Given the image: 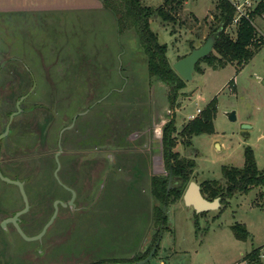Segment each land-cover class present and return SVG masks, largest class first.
I'll use <instances>...</instances> for the list:
<instances>
[{
	"label": "rangeland",
	"instance_id": "374dc122",
	"mask_svg": "<svg viewBox=\"0 0 264 264\" xmlns=\"http://www.w3.org/2000/svg\"><path fill=\"white\" fill-rule=\"evenodd\" d=\"M164 1L142 0L154 9ZM217 3L184 0L175 23L157 16L150 19L159 41L168 46L172 66L180 56L191 52V42L196 47L205 42V36L216 25ZM257 5L255 2L254 8ZM0 11L8 12L0 16V60L7 52L20 55L40 73L31 97L35 101L41 102L47 93L44 73L60 84L68 57L75 59L78 51H85L87 67L76 76L81 80L82 94L67 98L63 92L70 90L69 86L60 85L59 95L67 99L53 106L57 119L49 137L58 139L62 149H73L72 156L86 161L101 156L109 139L111 152L115 151L111 153L113 161L99 169L89 165L83 166V171L76 170L81 176L76 185L68 178L74 170L68 169L66 157L60 158L63 166L59 180L50 168L43 169L46 167L40 157V165L38 161L31 171L35 180L25 188L30 209L22 215L24 233L33 236L41 231L53 214L54 198L64 201L70 196L66 188L69 184L75 187L76 203L60 206L41 240H27L10 223L0 229V264H86L134 255L145 256L136 264H234L243 258L248 262L247 253L264 245V185L201 213L187 206L183 197L168 204L164 212L169 228L161 233L158 248L152 256L155 246L148 253L141 249L158 230L152 229L145 242L152 201L157 204L151 177L159 172L166 174V169L159 158L158 141L152 143V147L157 146L152 155L150 146L142 149L139 145L144 140L143 125L150 122L152 114L156 116V127H163L174 117V151L195 161L192 181L200 184L217 180L225 185L223 166L243 167L247 147L252 149L258 169H264V14L252 16L262 45L249 62L216 69L202 62L192 80H184L183 88L173 94L167 85L150 78L137 40L131 34L118 36L114 16L102 6V0H0ZM228 32L235 38L237 27L230 26ZM68 70L67 76L74 73ZM212 101L216 108L213 132L195 135L186 144L188 137L181 129L190 122L188 116L197 108L204 110ZM232 111L236 120L229 118ZM75 116L73 127L60 135ZM7 123L0 115V132ZM244 124L250 127L244 129ZM11 142L3 138V157H9ZM1 166L9 174V167ZM0 182V211L21 209L24 202L19 188ZM75 204L89 206L75 211ZM236 223L246 226L251 235L248 240L235 237L232 226Z\"/></svg>",
	"mask_w": 264,
	"mask_h": 264
},
{
	"label": "trees",
	"instance_id": "16d2710c",
	"mask_svg": "<svg viewBox=\"0 0 264 264\" xmlns=\"http://www.w3.org/2000/svg\"><path fill=\"white\" fill-rule=\"evenodd\" d=\"M183 2L184 0H165L162 6L154 9L144 4L142 0H102V6L114 16L118 36L131 34L137 40L138 46L146 58L150 78L167 85L173 94L183 88L184 79L170 63L167 56L168 46L159 41L158 34L151 27L150 19L157 16L165 22L175 23L177 21L176 15L179 14ZM256 14H264V0L258 2V5L250 12L248 17L240 18L237 25H235L237 27L236 37L233 38L228 32V28L233 26L235 8L229 0H218L217 12L214 15L216 25L205 36V41L218 30L220 34L216 36L213 51L198 61L195 70L200 69L202 62L214 69L224 67L229 63L243 65L249 62L262 45L258 31L252 22V16ZM5 15L7 14L0 12V16ZM41 18L44 20L43 17ZM194 48L196 46L191 42L190 50ZM84 53L85 51L82 49V52L78 51L75 59L74 57H68L69 60L66 61L68 62L66 63L67 69L64 72V78L60 79V84L53 80L48 72L44 73L47 93L44 99H41V102L31 98L38 87L37 77L40 73H37L36 69H33L24 57L10 55L8 52L2 54L0 60V115L6 119V123L10 115L17 110V100L27 94L36 84L30 95L20 104L21 112L11 122L10 132L6 136L7 139L12 141L10 151L7 153L9 157H3V154L2 157L0 156V166L3 164L9 167L10 175L5 173L1 166L3 174L12 179L23 181L25 188L35 180V175L31 171L37 167L38 161L40 165V157H42V165L46 167L43 169L50 168L52 170V154L58 151V139L53 141L49 137L50 130L57 119V114L54 111L55 107L53 106H59L71 95L79 96L82 94V83L81 80H77L79 77L76 78V76L81 75L80 73L87 67L88 62ZM186 55L184 54L178 59ZM68 69H72L74 73L67 76L66 74L71 71ZM65 83L70 89L66 91L67 94L63 92L67 98H64V95L62 97L59 95L60 85ZM54 97L56 99L53 100ZM215 109V101H212L203 110L201 116L183 126L181 133L188 137L186 144H190L189 139L195 135L213 132L212 119ZM5 127L6 125L0 133L5 130ZM175 132H177L176 121L174 117H170L163 127L161 138L162 160L167 174L153 175L151 180L152 195L157 203L153 208L154 224L158 227L157 233L153 237L152 248L153 246L158 248L159 244L157 243L161 233L164 229L169 228L164 208L183 197L185 189L192 181V173L196 165L193 159L181 156L179 152L174 151L177 144ZM2 141L3 139L0 141L1 149ZM63 151H66L65 148H63ZM44 162L45 164H43ZM170 171L172 172V184L170 190L167 191ZM222 172L226 181L225 185H221L217 180H204L200 183L204 197L208 200L220 198L222 205L236 194H246L252 188L264 185V169H258L250 147L245 149L243 167L223 166ZM22 207H24V204ZM18 210L20 208L10 212H0L6 218L14 215ZM23 219L24 216H21V224ZM232 230L235 237L242 241L248 240L251 236L243 224H234ZM152 248L148 251L150 252ZM143 257L145 256L107 261L100 260L86 264H136V261ZM246 259L249 263L260 264V251L256 249L251 251L246 255Z\"/></svg>",
	"mask_w": 264,
	"mask_h": 264
},
{
	"label": "water",
	"instance_id": "95a60500",
	"mask_svg": "<svg viewBox=\"0 0 264 264\" xmlns=\"http://www.w3.org/2000/svg\"><path fill=\"white\" fill-rule=\"evenodd\" d=\"M219 34H220L219 30L215 32L214 34H211L201 46L192 49L189 54H187L184 57H181L173 64L174 70L184 80L186 81L192 80L196 64L198 63L199 60L208 56L213 51L216 36H218ZM35 86L36 84H34V86L29 90L27 94L21 96L17 100L16 102L17 110L10 115L9 122L6 125L5 130L2 133H0V141L9 134L10 125H11L12 120L14 119L16 115H18L21 112L20 104L24 101V99H26L30 95V93L33 91ZM77 116L73 118V122L68 127H65L61 131L60 135L62 134L64 130L73 127ZM229 118L230 120H236V115L234 111L229 113ZM249 127L250 126L247 124H244L243 126L244 129H247ZM59 153L60 151L57 153L56 157H58ZM0 156H1V148H0ZM57 162H58V167L55 171V176L57 180H59L58 170H59L60 165H59L58 158H57ZM0 179L5 183H9V184H13L17 186L21 192L23 202H24V207L22 209L16 211L14 215L4 218L0 222V229L5 228L10 223L14 226V228H16L17 232L21 236L26 238L27 240H41L43 236L45 235V233L47 232L49 226L54 222V220L58 216L60 206H64V207L73 206L75 202L76 192L73 189L64 186L67 188V190H69L72 193L71 199L66 202L61 199L55 200L54 212L50 220L43 226L40 232H38L37 234L33 236H27L21 227V216L25 214L26 212H28V210L30 209V203H29L28 195L26 193L25 184L21 180L12 179L8 176H5L1 170V166H0ZM171 184H172V172L170 171L169 178H168L167 191L170 190ZM183 200L187 206L193 207L196 213H201L207 210L216 209L221 204L220 198H215L214 200H208L207 198H205L204 195L202 194L200 184H198L195 181L189 182L187 188L184 191ZM154 251H155V248L151 252L150 256H152V253Z\"/></svg>",
	"mask_w": 264,
	"mask_h": 264
},
{
	"label": "flooded vegetation",
	"instance_id": "af4514ba",
	"mask_svg": "<svg viewBox=\"0 0 264 264\" xmlns=\"http://www.w3.org/2000/svg\"><path fill=\"white\" fill-rule=\"evenodd\" d=\"M156 118V116H154V114H152V117H151V119H150V122H148V123H145L144 125H143V138H144V140L142 141V143L139 145L142 149L143 148H145V147H148V146H150V148H151V155H152V149H154V147H155V149L157 148V146L156 145H154V147H152L153 146V141L155 140V141H158L159 143H160V147H158L159 149L158 150H160V152H159V154H160V156H159V158H160V160L162 159V149H161V138H162V136L161 135H163V127H164V125L165 124H163V127H160V126H158V127H156V126H154V125H156L155 123V119ZM71 122H73V119H72V121ZM69 126V125H68ZM68 126H66V127H68ZM65 128V127H64ZM182 130V129H181ZM135 133V132H134ZM136 135L139 137L140 136V134L139 133H137L136 132ZM111 137V136H110ZM110 140L111 139H109L108 141H106L105 143V145L103 146V148L101 149L102 150V154H101V156H97L96 158H94V159H89V161H86V160H84V159H82V158H77V157H74V156H72L73 154H75V152L73 151V150H68V151H63V149H62V147H61V143L59 142V144H58V151H56L54 154H52V171H51V174H52V176L53 177H55L56 178V176H55V171H56V169H57V167H58V162H57V158H58V160H59V165H60V167H59V170H58V173H59V171H60V169L62 168V161H60V158L63 156L64 158L66 157V159H67V162H68V164H69V166H68V169H70V170H74V173L73 174H71L70 176H68V178H69V180H70V183L71 184H75L76 185V183H74V182H77L78 180H79V177H81L80 176V173H78V172H76V170H84V169H82V167L84 166V168H86V167H89V165L90 166H92L93 168L94 167H97V169H99V168H101V167H103V166H105V164L107 163V162H109V160H112L113 159V157L111 156V153L112 152H115V151H112L111 152V149H110V146H111V144H110ZM116 144V143H115ZM103 145V144H102ZM101 145V146H102ZM124 145V144H123ZM96 146H99L98 144H96ZM116 147H122V145H120V144H117L116 145ZM127 147H129V145H127ZM60 148H61V150H60ZM60 151V153H59V155H58V157H56V155H57V153ZM72 157H74V158H72ZM152 158V157H151ZM154 159H156V157H154L153 158V160ZM113 161V160H112ZM162 161V163H163V160H161ZM154 163H155V161H153ZM163 168L165 169V167H164V164H163ZM64 169H66V167L64 168ZM166 171V170H165ZM69 174V173H68ZM166 174H167V171H166ZM166 174H164V175H166ZM154 175H163L162 173H155ZM151 180H152V177H151ZM151 183H152V181H151ZM77 185H79V184H77ZM168 185V184H167ZM69 186H70V188L71 189H73V188H75V187H72L73 185H70L69 184ZM74 190V189H73ZM75 191V190H74ZM69 197L66 199V200H64L65 202L66 201H68V200H70L71 199V197H72V193L69 191ZM56 198L57 197H55L54 198V200H56ZM53 200V201H54ZM62 200V199H61ZM75 200H76V198H75ZM154 208V207H153ZM53 209H54V207H53ZM54 212V211H53ZM155 227H157L155 224H154V215H153V217H152V220H151V230H149L150 228H148V231H147V233H146V239H145V242H147L148 243V241H149V238H150V236H151V232H152V229H154ZM156 235V231H154V236ZM153 236V237H154ZM161 236V235H160ZM147 240V241H146ZM152 241H153V239H152ZM152 241L147 245L146 244V246H145V244L144 245H142V250L144 249L146 252L150 249V248H152V245H153V243H152ZM152 244V245H151ZM157 244H160V237H159V241H158V243ZM155 249H156V246H155ZM134 257H135V255H134ZM133 257V258H134Z\"/></svg>",
	"mask_w": 264,
	"mask_h": 264
},
{
	"label": "built area",
	"instance_id": "2783aa9c",
	"mask_svg": "<svg viewBox=\"0 0 264 264\" xmlns=\"http://www.w3.org/2000/svg\"><path fill=\"white\" fill-rule=\"evenodd\" d=\"M235 8V15L233 18V26L237 25L240 18L248 17L250 12L254 9V3H258L260 0H229ZM203 109L197 108L195 113L188 116V121H192L199 117ZM234 264H248L246 261H238Z\"/></svg>",
	"mask_w": 264,
	"mask_h": 264
},
{
	"label": "crops",
	"instance_id": "0c3cea01",
	"mask_svg": "<svg viewBox=\"0 0 264 264\" xmlns=\"http://www.w3.org/2000/svg\"><path fill=\"white\" fill-rule=\"evenodd\" d=\"M18 3V2H17ZM7 5H8V2H7ZM30 6V5H29ZM33 8V7H32ZM15 11H17L18 12V10H14V11H12L13 13H17V12H15ZM33 11H35V10H23L22 12H18V13H21V14H28V13H31V12H33ZM39 11V10H38ZM57 11V10H56ZM0 12H2V13H6V14H8V12L7 11H0ZM41 12H46V11H41ZM33 13H40V12H33ZM1 183V182H0ZM1 186H3V184H0V192L3 190V189H1ZM0 197H2V194H0ZM75 203H76V200H75ZM84 206L86 207V206H89V204H87V205H84V204H81V205H78V204H75V211L76 210H80V209H84ZM153 207H154V205H153V201H152V206H151V208H150V211H151V220H152V217H153ZM0 215L2 216V214H1V212H0ZM3 217V216H2ZM5 217H3V219H4ZM151 220L149 221V230H151ZM2 221V220H1ZM146 230H148V225L146 226V228H145V230L144 231H146ZM248 230V229H247ZM258 250V251H260V264H264V245L263 246H258V247H255V248H253L251 251H253V250ZM250 251V252H251ZM249 252V253H250ZM248 254V253H247ZM243 257H245V255L243 256ZM114 259H122V258H118V257H114L113 259H105V260H101V261H107V260H114ZM244 260H240V261H245V258H243ZM238 262V261H237ZM248 263V262H247ZM249 264V263H248Z\"/></svg>",
	"mask_w": 264,
	"mask_h": 264
}]
</instances>
